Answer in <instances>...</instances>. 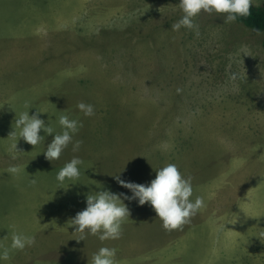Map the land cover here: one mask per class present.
Returning <instances> with one entry per match:
<instances>
[{
    "label": "rangeland",
    "instance_id": "1",
    "mask_svg": "<svg viewBox=\"0 0 264 264\" xmlns=\"http://www.w3.org/2000/svg\"><path fill=\"white\" fill-rule=\"evenodd\" d=\"M179 2L0 0V246L13 231L36 237L3 264L74 263L80 252L67 246L82 236L69 221L85 198L131 196L115 176L148 185L169 163L206 207L169 230L150 204L124 200L131 228L108 244L118 264H264V33L215 13L195 18L198 35L172 31ZM25 101L57 132L59 115L81 120L80 151L69 145L51 162L43 153L54 136L41 131L37 146L11 138ZM73 156L85 161L81 176L61 185ZM12 165L21 171L10 175ZM96 252L87 245L80 264Z\"/></svg>",
    "mask_w": 264,
    "mask_h": 264
},
{
    "label": "clouds",
    "instance_id": "2",
    "mask_svg": "<svg viewBox=\"0 0 264 264\" xmlns=\"http://www.w3.org/2000/svg\"><path fill=\"white\" fill-rule=\"evenodd\" d=\"M252 5L253 0H180L178 7L183 16L172 24V31L179 32L182 28H187L198 35L199 26L195 23V18L201 13H215L224 18V23H231L240 17L250 15ZM233 78H236L235 74ZM24 108L26 110L19 114L15 112L16 119L11 138L15 139L18 136L19 140L22 138L26 143L37 146L45 140L41 131L48 136H54L43 153L51 162L59 160L69 145L72 146L73 152L80 151L83 141L75 137L83 127L81 120L61 114L58 117L61 131L57 132L51 121L46 125L45 121L40 118L41 113H44L41 110L37 109L34 114H29L30 109L33 108L29 101H25ZM77 108L85 117L95 115L93 104L80 102ZM17 144L18 142H13L10 145L13 159H16V153L22 152L18 150ZM84 164L85 161L79 156H73L58 171L57 182L62 185L65 181L78 180ZM6 171L10 175H16L21 168L19 165H12ZM115 178L122 187L131 192V196L107 190L89 194L86 198V208L69 221V224L75 228V233L83 234L80 241L87 235L97 236L102 242L120 239L123 225L130 217V210L124 200L138 201L140 206L150 204L163 222V227L169 230L190 222L193 216L206 207L204 196H194L192 177H186L174 163L156 169V177L148 185L124 181L119 175ZM35 244L34 235L13 231L11 245L9 247L0 246V264L8 261L13 252L24 251L34 247ZM116 256V248L101 247L93 254L91 264H118Z\"/></svg>",
    "mask_w": 264,
    "mask_h": 264
},
{
    "label": "trees",
    "instance_id": "3",
    "mask_svg": "<svg viewBox=\"0 0 264 264\" xmlns=\"http://www.w3.org/2000/svg\"><path fill=\"white\" fill-rule=\"evenodd\" d=\"M236 21L249 29L264 33V1L260 4H255L253 2L250 15L246 17H240ZM262 46L264 48V39Z\"/></svg>",
    "mask_w": 264,
    "mask_h": 264
},
{
    "label": "crops",
    "instance_id": "4",
    "mask_svg": "<svg viewBox=\"0 0 264 264\" xmlns=\"http://www.w3.org/2000/svg\"><path fill=\"white\" fill-rule=\"evenodd\" d=\"M86 199V198H85ZM82 199H79L78 201H81ZM84 200V199H83ZM127 220H129V219H127ZM124 227L125 228H131L130 226H128V224H125L124 223V225H123V229H124ZM81 234V233H80ZM81 236H83V234H81ZM90 235H87V236H84L83 238H87V237H89ZM90 238H96V239H98V237L97 236H91ZM90 238H88V239H90ZM119 240L120 239H118L117 240V242H119ZM72 243H68V246H67V248L69 249V250H72V249H75L76 250V252H80V253H74V254H71L69 257H70V259H71V257L73 256V255H76V257L74 258L75 259V262L74 263H72V264H77V262H78V264H80L82 261H79V257L81 256V254H82V251H84L85 249H86V247H87V245L88 246H92V249H95V250H99V248H101V247H109L108 246V244L110 243V242H114V240H108V241H105V242H108L107 244H105L104 245V243L102 244V243H100L99 245L98 244H92L90 241H86V240H82V241H80V242H73V241H71ZM122 245V244H121ZM120 246V245H119ZM67 249V250H68ZM79 249H81V251L79 250ZM117 252H119V251H117ZM78 258V259H77ZM67 264H70V262H68ZM85 264H87V262L85 263ZM89 264H91V263H89Z\"/></svg>",
    "mask_w": 264,
    "mask_h": 264
}]
</instances>
